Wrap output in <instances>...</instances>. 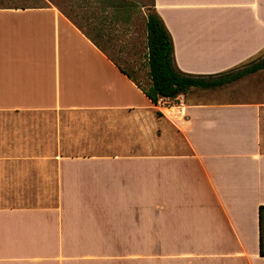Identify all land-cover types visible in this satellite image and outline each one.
I'll list each match as a JSON object with an SVG mask.
<instances>
[{
  "label": "crops",
  "instance_id": "obj_1",
  "mask_svg": "<svg viewBox=\"0 0 264 264\" xmlns=\"http://www.w3.org/2000/svg\"><path fill=\"white\" fill-rule=\"evenodd\" d=\"M152 1L182 72L264 50V0ZM4 6L0 264H264V78L152 103L55 5Z\"/></svg>",
  "mask_w": 264,
  "mask_h": 264
},
{
  "label": "trees",
  "instance_id": "obj_2",
  "mask_svg": "<svg viewBox=\"0 0 264 264\" xmlns=\"http://www.w3.org/2000/svg\"><path fill=\"white\" fill-rule=\"evenodd\" d=\"M108 5L116 7V11L124 10L127 6L125 0H107ZM4 7L26 8L46 6L43 0H0ZM82 32L83 34L105 55L127 77L134 80L131 74L123 69L104 49L100 39L104 35L102 27H82L69 14L59 8ZM114 17V16H113ZM101 23V21H100ZM144 49L146 62V75L148 82L146 86L135 84L149 98L152 103L159 100L172 102L178 94H185L189 89L199 90L215 89L234 82L245 75L264 69V50L257 56L242 62L236 66L223 71L209 74H191L180 71L173 61V47L169 32L162 20L153 8L150 0L144 15ZM158 114V112H156ZM258 231H259V253L264 255L262 243V232L264 230V205L258 206Z\"/></svg>",
  "mask_w": 264,
  "mask_h": 264
},
{
  "label": "rangeland",
  "instance_id": "obj_3",
  "mask_svg": "<svg viewBox=\"0 0 264 264\" xmlns=\"http://www.w3.org/2000/svg\"><path fill=\"white\" fill-rule=\"evenodd\" d=\"M43 1L45 5L53 4L62 9L82 27H87V24L101 26L104 35L100 41L106 52L128 71L139 85L146 86L143 23L150 0H125L127 7L121 11H116V7L108 5L107 0ZM2 4L0 2V5ZM261 78H264V69L216 88L215 91H227L231 96L255 95L257 81Z\"/></svg>",
  "mask_w": 264,
  "mask_h": 264
}]
</instances>
